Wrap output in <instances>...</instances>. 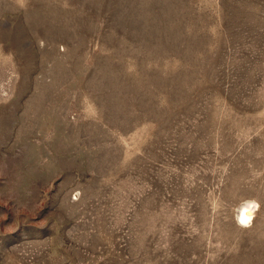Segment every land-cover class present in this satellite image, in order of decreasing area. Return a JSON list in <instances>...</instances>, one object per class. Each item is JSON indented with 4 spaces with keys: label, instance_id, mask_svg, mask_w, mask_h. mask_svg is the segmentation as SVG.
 I'll list each match as a JSON object with an SVG mask.
<instances>
[{
    "label": "rangeland",
    "instance_id": "obj_1",
    "mask_svg": "<svg viewBox=\"0 0 264 264\" xmlns=\"http://www.w3.org/2000/svg\"><path fill=\"white\" fill-rule=\"evenodd\" d=\"M0 264H264V0H0Z\"/></svg>",
    "mask_w": 264,
    "mask_h": 264
},
{
    "label": "bare ground",
    "instance_id": "obj_2",
    "mask_svg": "<svg viewBox=\"0 0 264 264\" xmlns=\"http://www.w3.org/2000/svg\"><path fill=\"white\" fill-rule=\"evenodd\" d=\"M254 206L248 202L243 204L237 214V219L241 224H247L253 216Z\"/></svg>",
    "mask_w": 264,
    "mask_h": 264
}]
</instances>
